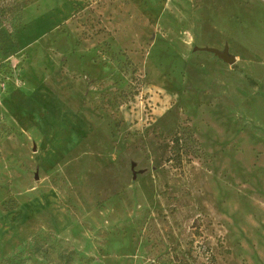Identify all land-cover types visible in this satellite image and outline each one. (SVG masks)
Segmentation results:
<instances>
[{
  "label": "rangeland",
  "instance_id": "374dc122",
  "mask_svg": "<svg viewBox=\"0 0 264 264\" xmlns=\"http://www.w3.org/2000/svg\"><path fill=\"white\" fill-rule=\"evenodd\" d=\"M0 19V264H264V0Z\"/></svg>",
  "mask_w": 264,
  "mask_h": 264
},
{
  "label": "water",
  "instance_id": "95a60500",
  "mask_svg": "<svg viewBox=\"0 0 264 264\" xmlns=\"http://www.w3.org/2000/svg\"><path fill=\"white\" fill-rule=\"evenodd\" d=\"M209 51L213 52L215 55H217L219 58L222 60L228 62V63H233L235 61V57L233 55L228 54L227 50L220 51L215 48H210Z\"/></svg>",
  "mask_w": 264,
  "mask_h": 264
},
{
  "label": "trees",
  "instance_id": "16d2710c",
  "mask_svg": "<svg viewBox=\"0 0 264 264\" xmlns=\"http://www.w3.org/2000/svg\"><path fill=\"white\" fill-rule=\"evenodd\" d=\"M9 7H10V8H13V7H15V6H14V4H9ZM0 23H1V19H0ZM176 143H178V139H177V138H176Z\"/></svg>",
  "mask_w": 264,
  "mask_h": 264
}]
</instances>
